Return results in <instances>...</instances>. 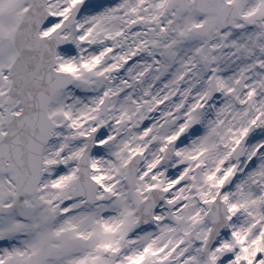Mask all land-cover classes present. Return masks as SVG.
<instances>
[{
	"label": "snow or ice",
	"instance_id": "1",
	"mask_svg": "<svg viewBox=\"0 0 264 264\" xmlns=\"http://www.w3.org/2000/svg\"><path fill=\"white\" fill-rule=\"evenodd\" d=\"M0 264H264V0H0Z\"/></svg>",
	"mask_w": 264,
	"mask_h": 264
}]
</instances>
